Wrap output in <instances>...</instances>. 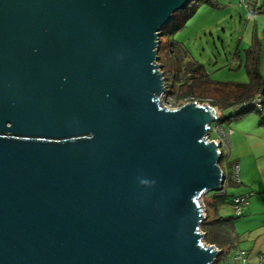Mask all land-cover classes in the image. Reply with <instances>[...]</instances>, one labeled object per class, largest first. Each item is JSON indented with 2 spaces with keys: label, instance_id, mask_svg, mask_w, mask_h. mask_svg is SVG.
<instances>
[{
  "label": "water",
  "instance_id": "obj_1",
  "mask_svg": "<svg viewBox=\"0 0 264 264\" xmlns=\"http://www.w3.org/2000/svg\"><path fill=\"white\" fill-rule=\"evenodd\" d=\"M190 2L0 0V264L217 259L219 113L159 102L161 29Z\"/></svg>",
  "mask_w": 264,
  "mask_h": 264
},
{
  "label": "rangeland",
  "instance_id": "obj_2",
  "mask_svg": "<svg viewBox=\"0 0 264 264\" xmlns=\"http://www.w3.org/2000/svg\"><path fill=\"white\" fill-rule=\"evenodd\" d=\"M212 2L216 7L200 1H193L187 9L176 12L173 19L161 29L162 36L158 39L157 56L164 60L170 58L171 61L177 63L180 70L183 69L182 63L189 62L200 65L205 76L200 89L202 94L195 91L194 95L199 97L197 99L200 101V105L207 101L210 105L211 102L216 101L217 103L214 104L219 108L222 116L227 118L233 114V110L222 105L224 104L222 98H218L214 91L206 90V83L244 84L248 82L245 51L254 43L255 24L253 23L254 17L243 9L240 0H212ZM169 61L166 60L167 63ZM161 64L163 65V61H160L159 65L161 66ZM160 70L166 81L169 78L167 82L169 85L175 72L171 67ZM203 94L207 96L205 97ZM167 95L169 94L167 93ZM253 114L254 112H251L246 116ZM231 120L223 121V124L226 126ZM230 163L231 158L229 159ZM227 164L228 161L222 163L224 171H228ZM233 194H238V188H233L232 184L227 189L224 200L215 201L216 207L212 205L214 203L212 198L217 195L215 192L207 193L203 199L199 198V201L204 206V213L208 215L209 220L215 217V212L218 215L232 218L234 228L229 230V234L234 237L233 241L236 247L246 250L248 264H252L258 256L256 254L264 239L261 233L250 232V216L245 214V210L241 217H234L233 212L228 209L231 199L235 197L232 196ZM206 204L208 211L205 207ZM254 245L256 247H253ZM229 252V257L232 258L233 248Z\"/></svg>",
  "mask_w": 264,
  "mask_h": 264
},
{
  "label": "trees",
  "instance_id": "obj_3",
  "mask_svg": "<svg viewBox=\"0 0 264 264\" xmlns=\"http://www.w3.org/2000/svg\"><path fill=\"white\" fill-rule=\"evenodd\" d=\"M193 1H200L209 6L216 7L212 0H191L188 6ZM188 6L185 9H187ZM259 57V44L256 38H254V43L248 50L245 51V69L248 76L247 83H206V90L214 91L218 98H222L224 103L222 105H226V108L233 110V114L229 115L227 118L226 116L221 115L219 122L223 123V121L230 119H232L231 121L237 120L251 112H256L260 117L262 116V111H257L247 107L249 103L257 97V95L264 94V82L258 71ZM165 59L170 61L167 63L166 60L161 57L158 59V64L160 61H163V65H159L160 69L171 67L175 72L170 84H167L170 95L174 96L176 100L190 96L193 97L194 100H197L199 97L194 95V92L197 91L199 94H202L200 89L202 88V81L205 78L201 66L186 62L185 64L182 63L183 69L180 70L177 63L171 61L170 58ZM181 72H184V74H181ZM206 96L207 95H205V97ZM214 103L217 102L213 101L210 105L217 107ZM243 106H245V108H243ZM225 197L226 196L218 197L214 195L212 198L214 203H212V205L216 207L215 201H223ZM205 207L207 209V204ZM230 229H233L232 218L220 216L216 214V212L215 217L212 220H209L208 215H206L205 220L200 225V231L204 234V243L207 245H213L220 251L219 257L213 264H236L233 256L232 258L229 257V251L232 250L234 240V237L229 234Z\"/></svg>",
  "mask_w": 264,
  "mask_h": 264
},
{
  "label": "crops",
  "instance_id": "obj_4",
  "mask_svg": "<svg viewBox=\"0 0 264 264\" xmlns=\"http://www.w3.org/2000/svg\"><path fill=\"white\" fill-rule=\"evenodd\" d=\"M252 17H254L253 23L255 24L253 38L258 41L260 51L258 71L264 82V0L261 2L258 0L255 16ZM262 95L264 98V94ZM215 108L221 114L219 108ZM261 115L260 117L256 112L253 115H245L231 121L226 127L233 132L230 137V164L237 166L239 173V184L233 185V188H238V194L232 196L252 194L245 208V214L250 216V232H259L264 239V108ZM228 209H230V204ZM233 245L234 252L237 250L246 252ZM260 253H264V242L256 256Z\"/></svg>",
  "mask_w": 264,
  "mask_h": 264
},
{
  "label": "built area",
  "instance_id": "obj_5",
  "mask_svg": "<svg viewBox=\"0 0 264 264\" xmlns=\"http://www.w3.org/2000/svg\"><path fill=\"white\" fill-rule=\"evenodd\" d=\"M258 0H240V4L243 6V9L250 15H255V9L257 6ZM168 97V98H166ZM159 102H161V106L165 109L169 110H175L179 109L185 104L196 102L200 105V101L194 100L193 98H182L179 100H176L174 96L167 95V91H165L161 94L159 97ZM203 105H209L208 101ZM247 107H250L252 109L262 111L264 107V98L263 95H257L255 99H253ZM245 108V106H243ZM232 130L220 122L210 124L208 128V132L204 136L206 138L205 140L207 142L217 141V150L219 151L220 156V162L219 167L221 169V173L223 175V179L221 182V185L219 187V191L216 192V196L223 197L227 194V189L232 184H239V173H238V167L233 166L229 164V157L231 153V142L230 137L232 135ZM228 161V171H224L222 168V163H225ZM252 194H246L242 196H235L231 199L230 203V209L233 212V215L235 217H241L243 215V212L245 208L249 204V198ZM203 206V205H201ZM204 208V206H203ZM205 214V213H204ZM206 217V215H205ZM233 259L237 264H248V259L246 252L237 250L233 254ZM253 264H264V253H260L256 261Z\"/></svg>",
  "mask_w": 264,
  "mask_h": 264
},
{
  "label": "clouds",
  "instance_id": "obj_6",
  "mask_svg": "<svg viewBox=\"0 0 264 264\" xmlns=\"http://www.w3.org/2000/svg\"><path fill=\"white\" fill-rule=\"evenodd\" d=\"M255 16V15H254ZM159 65V64H158ZM160 67V66H159ZM161 71V70H160ZM163 77H164V75H163ZM165 78V77H164ZM164 89H166V91L168 90V87H167V83H166V79H165V84H164ZM167 93L170 95V93L167 91ZM209 106H211V105H209ZM212 107V106H211ZM264 108V107H263ZM216 109V108H215ZM258 111V110H257ZM263 111V110H262ZM219 113V112H218ZM219 116H220V118H221V114L219 113ZM220 118H219V120L218 121H220ZM217 123V122H216ZM221 123V122H220ZM221 124H223V123H221ZM224 125V124H223ZM225 126V125H224ZM141 183L142 184H145V183H147V181H141ZM233 185H235V184H233ZM205 197V196H204ZM202 199H203V197H202ZM235 217V216H234ZM215 247V246H214ZM216 248V247H215ZM217 249V248H216Z\"/></svg>",
  "mask_w": 264,
  "mask_h": 264
},
{
  "label": "flooded vegetation",
  "instance_id": "obj_7",
  "mask_svg": "<svg viewBox=\"0 0 264 264\" xmlns=\"http://www.w3.org/2000/svg\"><path fill=\"white\" fill-rule=\"evenodd\" d=\"M162 72V71H161ZM163 73V72H162ZM166 79V78H165ZM169 79V78H168ZM168 79H167V81H166V83L168 82Z\"/></svg>",
  "mask_w": 264,
  "mask_h": 264
}]
</instances>
